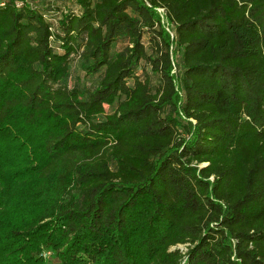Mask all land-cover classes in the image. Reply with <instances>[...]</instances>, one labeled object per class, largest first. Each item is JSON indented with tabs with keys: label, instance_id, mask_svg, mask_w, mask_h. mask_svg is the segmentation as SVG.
I'll use <instances>...</instances> for the list:
<instances>
[{
	"label": "trees",
	"instance_id": "trees-1",
	"mask_svg": "<svg viewBox=\"0 0 264 264\" xmlns=\"http://www.w3.org/2000/svg\"><path fill=\"white\" fill-rule=\"evenodd\" d=\"M5 1L0 264H264V0Z\"/></svg>",
	"mask_w": 264,
	"mask_h": 264
},
{
	"label": "rangeland",
	"instance_id": "rangeland-1",
	"mask_svg": "<svg viewBox=\"0 0 264 264\" xmlns=\"http://www.w3.org/2000/svg\"><path fill=\"white\" fill-rule=\"evenodd\" d=\"M41 4L47 5L50 3L51 0H39ZM59 6H57L58 9L61 11H76L77 10V5L75 2L72 0H58ZM160 12L163 13V10H159ZM58 26V25H57ZM58 26V30H59ZM145 41H148V34L145 36ZM148 43V42H147ZM57 46L59 45L58 43H55ZM124 42H116L113 45V50H120L124 46ZM81 58L78 56H75L74 54L71 55V60H70V75L69 78L67 79L66 83L68 84L69 87H74V86H79L84 89H90L94 88L100 81L102 74H94V75H88L85 71V69L82 67V62ZM144 66V62H142L141 67L139 68L138 72L139 74L142 73V69ZM154 83L157 84V79H154ZM107 113L112 112V107H107L106 110ZM104 115H100L99 119H103ZM182 248H186V246L182 245ZM44 257L46 258L48 263L51 264H58L60 263L59 258L55 255L54 251L51 249H45L43 252Z\"/></svg>",
	"mask_w": 264,
	"mask_h": 264
},
{
	"label": "built area",
	"instance_id": "built-area-1",
	"mask_svg": "<svg viewBox=\"0 0 264 264\" xmlns=\"http://www.w3.org/2000/svg\"><path fill=\"white\" fill-rule=\"evenodd\" d=\"M5 0H1L0 1V5H5ZM30 4V5H34V3L32 2V0H17V6L20 8V7H23L25 4ZM52 13H54L53 11H51L50 13H47V14H45V18L47 19V20H49V21H51L52 22V25H51V30H53L54 31V29L57 27V24H58V20H59V17L58 16H56V17H51L50 15L52 14ZM182 245H179L178 247L180 248V249H182L183 251H185L186 250V248H182L181 247ZM184 246H186V245H184ZM176 247H174L173 249H175Z\"/></svg>",
	"mask_w": 264,
	"mask_h": 264
}]
</instances>
